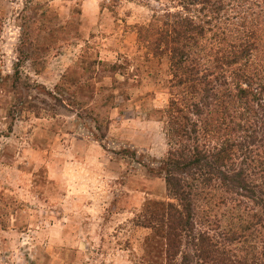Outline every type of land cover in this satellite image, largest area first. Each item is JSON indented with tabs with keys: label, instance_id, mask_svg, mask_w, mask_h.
<instances>
[{
	"label": "rangeland",
	"instance_id": "obj_1",
	"mask_svg": "<svg viewBox=\"0 0 264 264\" xmlns=\"http://www.w3.org/2000/svg\"><path fill=\"white\" fill-rule=\"evenodd\" d=\"M147 1L166 2L0 0V264H139L144 206L167 200L134 161L166 152Z\"/></svg>",
	"mask_w": 264,
	"mask_h": 264
},
{
	"label": "trees",
	"instance_id": "obj_2",
	"mask_svg": "<svg viewBox=\"0 0 264 264\" xmlns=\"http://www.w3.org/2000/svg\"><path fill=\"white\" fill-rule=\"evenodd\" d=\"M145 5L133 28L146 76L164 65L166 152L134 161L167 200L144 206L139 264H264V0Z\"/></svg>",
	"mask_w": 264,
	"mask_h": 264
}]
</instances>
